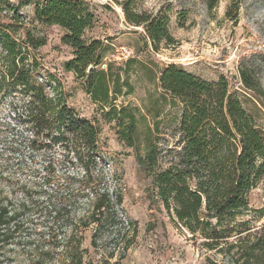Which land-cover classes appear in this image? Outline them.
I'll return each mask as SVG.
<instances>
[{
  "label": "rangeland",
  "instance_id": "obj_1",
  "mask_svg": "<svg viewBox=\"0 0 264 264\" xmlns=\"http://www.w3.org/2000/svg\"><path fill=\"white\" fill-rule=\"evenodd\" d=\"M7 1L10 7L20 9L26 27L46 37L43 46L32 50L38 59L39 81L48 77L54 79L52 85L59 81L68 104L99 128V166L105 173L104 183L111 190L118 187L123 194V207L118 211L123 223L118 227L120 233L116 228H106L97 240L98 249L91 246L94 230L92 226L83 228L79 219L91 197L74 193L69 198L66 194L70 172L76 178L81 177V172L67 171V165L56 164L49 172L52 183L45 185L47 171L42 164L47 156L38 153L32 159L27 148L19 147L17 143L24 141L25 131L13 112V98L17 96L1 93L0 190H5L11 199L19 221L12 244L3 252L5 263L64 264L68 258L62 246L54 249L52 244L73 232L75 240L84 236V247L88 248L84 259L93 264H236L228 254L204 247L205 238L193 235L178 223L173 211H168L155 193L152 178L141 168L137 154L144 153L147 141H155L160 161L166 164L172 155L170 150L180 140L181 105L162 90L159 82L161 70L171 63L210 81L224 77L229 90L264 129V0H133L136 12L168 15L169 32L175 41L163 40L158 46L152 43L144 25L126 20L123 3L128 0H86L94 13V25L85 37L103 42L101 64L107 66L100 64L98 68L119 79L118 94L111 91V100L116 97V105L128 106L136 114L134 147L119 138L116 120L105 115L109 106L103 108L94 101L83 80L65 69V62L73 56L72 49L62 42L61 27L34 20L35 5L41 0ZM7 13L2 12L1 17ZM2 18V22H10ZM120 46L133 50L128 59H117ZM242 69L253 76L258 90L245 87ZM53 194L64 197L67 206L58 221L49 224L45 207ZM23 203L25 206L20 207ZM263 217L264 179L250 192L249 204L237 220L247 221L251 231L256 232L262 230ZM235 239L231 237L229 242ZM45 250L50 251L48 260L40 256V251Z\"/></svg>",
  "mask_w": 264,
  "mask_h": 264
},
{
  "label": "trees",
  "instance_id": "obj_2",
  "mask_svg": "<svg viewBox=\"0 0 264 264\" xmlns=\"http://www.w3.org/2000/svg\"><path fill=\"white\" fill-rule=\"evenodd\" d=\"M132 4L133 0L123 3L126 20L136 26L144 25L153 44L175 41L169 32L167 14L136 12ZM4 11L10 14L2 18ZM1 18L10 22L4 23ZM34 20L64 30L61 40L73 52L65 69L83 80L94 101L103 108L109 106L105 115L116 120L119 138L134 147L136 114L128 106L116 105V97L111 100V91L118 94L119 79L98 68L103 59V42L85 37L94 25V13L87 1H38ZM45 43L46 37L24 25L19 8L0 0V94L11 92L17 96L13 98V112L25 131L24 141L17 144L27 148L32 159L38 153L47 156L42 164L47 171L45 185L52 183L49 172L56 164L67 165V171L81 172L77 178L70 172L66 194L69 198L74 193L91 197L88 209L79 219L83 228L92 226L91 246L98 249L97 240L106 228L121 231L118 227L123 222L118 211L123 207V194L118 187L111 190L104 183L105 173L99 166V128L68 104L59 81L55 80V85L52 77L39 81L38 59L32 50ZM241 79L247 89L258 90L257 82L245 69L241 70ZM159 82L162 90L179 102L181 115L180 140L170 150L172 155L166 164L160 161V148L155 141H147L144 153L137 154L141 168L152 178L155 193L181 226L206 239L203 246L207 249L228 254L236 264H264V226L253 232L247 221L237 220L249 204L250 192L264 179V129L229 90L224 77L210 81L171 63L161 70ZM5 192L0 190V264H6L3 252L12 244L19 226L18 215ZM66 204L64 197L50 195L45 207L46 223H56ZM75 235L72 232L67 239L55 241L53 248L62 246L68 258L64 264H93L84 259L88 252L84 236L75 240ZM234 236L236 239L230 243L229 238ZM40 252L41 259L48 260L50 251Z\"/></svg>",
  "mask_w": 264,
  "mask_h": 264
},
{
  "label": "built area",
  "instance_id": "obj_3",
  "mask_svg": "<svg viewBox=\"0 0 264 264\" xmlns=\"http://www.w3.org/2000/svg\"><path fill=\"white\" fill-rule=\"evenodd\" d=\"M116 52H117V59L125 60V59H128L132 55L133 50L126 46H120L119 48H117ZM101 65L102 67L107 66V64H103V63ZM260 223H261V226H264V217Z\"/></svg>",
  "mask_w": 264,
  "mask_h": 264
}]
</instances>
